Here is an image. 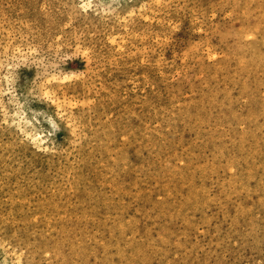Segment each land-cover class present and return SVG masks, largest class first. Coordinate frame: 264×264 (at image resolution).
Returning <instances> with one entry per match:
<instances>
[{
	"label": "rangeland",
	"instance_id": "1",
	"mask_svg": "<svg viewBox=\"0 0 264 264\" xmlns=\"http://www.w3.org/2000/svg\"><path fill=\"white\" fill-rule=\"evenodd\" d=\"M0 264H264V0H0Z\"/></svg>",
	"mask_w": 264,
	"mask_h": 264
}]
</instances>
